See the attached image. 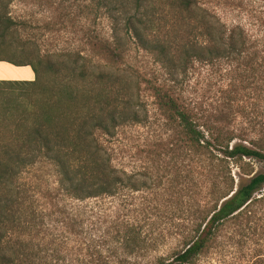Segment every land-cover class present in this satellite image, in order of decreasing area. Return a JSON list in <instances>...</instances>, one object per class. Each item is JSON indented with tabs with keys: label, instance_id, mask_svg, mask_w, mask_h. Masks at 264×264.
<instances>
[{
	"label": "trees",
	"instance_id": "obj_1",
	"mask_svg": "<svg viewBox=\"0 0 264 264\" xmlns=\"http://www.w3.org/2000/svg\"><path fill=\"white\" fill-rule=\"evenodd\" d=\"M254 1L246 27L199 0H94L110 35L75 28L77 49L42 52L0 0V62L34 74L0 81V264H200L228 224L264 221V172L245 161L264 166V123L246 110L247 128L237 119L239 90L264 80V0ZM146 99L167 135L155 158L188 161L189 215L174 226L124 212L144 183L114 165L113 145L120 128L150 123ZM45 168L53 182L26 181ZM99 200L111 210L79 206ZM251 259L264 264L260 251Z\"/></svg>",
	"mask_w": 264,
	"mask_h": 264
},
{
	"label": "rangeland",
	"instance_id": "obj_2",
	"mask_svg": "<svg viewBox=\"0 0 264 264\" xmlns=\"http://www.w3.org/2000/svg\"><path fill=\"white\" fill-rule=\"evenodd\" d=\"M2 1L5 6V8L2 7L3 11L20 25L21 36L24 39L37 41L42 52L77 49L78 44L74 42V39L77 38V34L74 33L75 28H88L92 31L96 29L103 36L110 35L109 13L104 8L99 11L96 10L94 0ZM199 1L204 7H214L224 22H239L246 27H249L247 16L251 13L250 9L257 7L254 0ZM251 3L252 5H249ZM56 21L59 22V25L51 30L43 27L46 23H56ZM60 23L62 27H58ZM78 35L80 36L82 33ZM131 58L133 63L144 66L151 65L149 56L136 50L132 51ZM30 73H33L30 69L14 68L8 64L0 65V75L3 76L13 74L27 76ZM7 91L6 87L0 85V103L4 97L2 93ZM215 91L212 92L211 97L218 98L219 94L215 95ZM144 103L152 116L150 123L120 128L113 145L117 150L114 165L122 169L127 176L135 175V180L144 183L139 192L134 193L130 189L127 191L130 199L124 212L130 219H136L137 214L141 213V216H138L139 219L159 217V221L163 220L167 222L168 226H174L179 222L178 217L184 222L187 221L189 215L190 194L188 192L190 182L189 179L184 178L189 170L188 161L186 159L174 163L172 157L166 158L165 161H159L155 158V151H165L162 148L159 149L158 143L167 139V135H164L162 122L158 121L154 114L151 101L146 99ZM237 104L238 110L244 111L243 114L238 112L237 118L244 128H247L246 121L248 118L244 117L246 113L250 116L256 115L253 118L264 123V80L254 83L249 90H239ZM2 129L0 127V131ZM259 130H261L260 125L255 128L256 132ZM166 142L167 140L163 143ZM245 161L250 163L247 169L252 170L253 174L264 172L263 164L258 161ZM42 170L37 174H26V181L32 183L38 179L37 177H41V188L47 182H53L52 177H50V169ZM231 171L234 179L237 181L241 179L239 181L242 183L249 178L242 175L236 166H231ZM178 174L181 177L178 179L182 183L180 188L179 185L170 183V180L177 179ZM67 203L73 204V201L68 200ZM87 204L81 203L79 206H88L86 210L90 214L100 213L107 208L111 210L110 203L106 200L90 201ZM234 226L233 224L227 225L220 234L217 244L209 254L201 258L200 264H250L252 262L251 257L255 252L260 251L261 254H264V221H261L256 229L243 226L236 228Z\"/></svg>",
	"mask_w": 264,
	"mask_h": 264
},
{
	"label": "crops",
	"instance_id": "obj_3",
	"mask_svg": "<svg viewBox=\"0 0 264 264\" xmlns=\"http://www.w3.org/2000/svg\"><path fill=\"white\" fill-rule=\"evenodd\" d=\"M4 64L7 65V63L0 62V65H4ZM8 65H10V64H8ZM12 67H14V66H12ZM19 68H22V69H30L29 67H19ZM33 79H34V74L33 73L32 74L30 73L27 76H21L20 74H13L11 76H3V75H0V80L32 81Z\"/></svg>",
	"mask_w": 264,
	"mask_h": 264
}]
</instances>
